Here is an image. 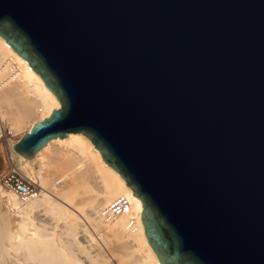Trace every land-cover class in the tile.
Returning <instances> with one entry per match:
<instances>
[{
	"label": "water",
	"instance_id": "obj_1",
	"mask_svg": "<svg viewBox=\"0 0 264 264\" xmlns=\"http://www.w3.org/2000/svg\"><path fill=\"white\" fill-rule=\"evenodd\" d=\"M61 104L14 145L87 137L160 264H264V0H0Z\"/></svg>",
	"mask_w": 264,
	"mask_h": 264
},
{
	"label": "bare ground",
	"instance_id": "obj_2",
	"mask_svg": "<svg viewBox=\"0 0 264 264\" xmlns=\"http://www.w3.org/2000/svg\"><path fill=\"white\" fill-rule=\"evenodd\" d=\"M12 105L13 122L2 110ZM60 108L41 77L0 37V117L10 121L11 133L23 126L31 132L35 123ZM19 141L7 140L13 169L36 175L41 189L34 199L22 201L0 188V199L7 198L14 208H0V264H160L145 235L142 202L87 137L53 139L30 160L15 153ZM37 161L39 171L32 167ZM53 167L64 171L59 178L50 174ZM119 198L127 199L129 210L108 213ZM11 213L18 215L17 221ZM109 244L120 254L106 255Z\"/></svg>",
	"mask_w": 264,
	"mask_h": 264
},
{
	"label": "rangeland",
	"instance_id": "obj_3",
	"mask_svg": "<svg viewBox=\"0 0 264 264\" xmlns=\"http://www.w3.org/2000/svg\"><path fill=\"white\" fill-rule=\"evenodd\" d=\"M12 106L14 108L10 107V106H8V107L5 106L4 109H2L3 111L4 110L7 111V116H8V118H10L12 120L11 122H13V120L15 121L14 117H16V115H15L16 114V108L14 105H12ZM14 112H15V114H14ZM1 120H2V122H1ZM8 121H6L5 119L3 120L0 117V132H1L0 133V135H1V138H0V180L2 179L3 176H5L6 174H8L12 170H14L13 165L9 159L7 140L12 139V138L15 139L16 141L21 140V138L27 133V127H28V126H25V127L23 126V129L21 128L19 131L11 133L10 121L9 122ZM39 164H40V161L33 163V165H32L33 170L39 171ZM63 172H64L63 170H57L56 168L53 167V168H51L50 174L52 176H55L56 178H59L63 174ZM21 174L26 175L25 173H21ZM30 178L33 180L35 179L36 182L40 186V181L36 175H34L33 178L32 177H30ZM1 199H0V201H2V202L0 204L1 205L0 208H2V210L6 211L7 208L5 206L4 199H2V200ZM11 216L14 218L15 221L18 220V215L11 213ZM112 252H113V254H112ZM115 252H117V253L115 254ZM110 253H111V255H114V254L117 255L118 253L120 254L119 248L117 249V247L114 246V244L113 245L109 244V247L107 246L105 249V254L108 255ZM118 263L120 264V262L118 260H115V264H118Z\"/></svg>",
	"mask_w": 264,
	"mask_h": 264
},
{
	"label": "built area",
	"instance_id": "obj_4",
	"mask_svg": "<svg viewBox=\"0 0 264 264\" xmlns=\"http://www.w3.org/2000/svg\"><path fill=\"white\" fill-rule=\"evenodd\" d=\"M0 188L12 192L18 199L27 201L34 199L40 193L39 184L30 177L12 170L0 180ZM5 206L14 210L7 198H4ZM129 210V202L125 198L115 200L109 207L108 213L113 215L124 214Z\"/></svg>",
	"mask_w": 264,
	"mask_h": 264
}]
</instances>
